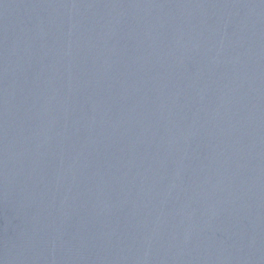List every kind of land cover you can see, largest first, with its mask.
I'll list each match as a JSON object with an SVG mask.
<instances>
[{
    "label": "water",
    "instance_id": "95a60500",
    "mask_svg": "<svg viewBox=\"0 0 264 264\" xmlns=\"http://www.w3.org/2000/svg\"><path fill=\"white\" fill-rule=\"evenodd\" d=\"M0 264H264V0H0Z\"/></svg>",
    "mask_w": 264,
    "mask_h": 264
}]
</instances>
